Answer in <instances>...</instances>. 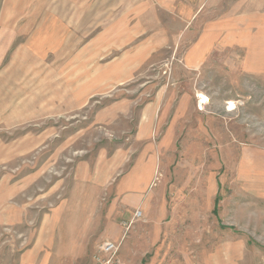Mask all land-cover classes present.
<instances>
[{
  "label": "rangeland",
  "instance_id": "1",
  "mask_svg": "<svg viewBox=\"0 0 264 264\" xmlns=\"http://www.w3.org/2000/svg\"><path fill=\"white\" fill-rule=\"evenodd\" d=\"M182 1L0 0V241L9 242L0 263H18L27 220L36 229L59 204L79 162L134 131L104 121L107 105L172 83L201 90L208 132L188 136L169 231L137 225L132 248L116 242L125 256L136 247L137 263L119 262L118 251L110 264H264V0H191L188 27L176 16ZM135 31L157 33L156 60L103 86V67L137 45ZM204 36L215 42L205 65L176 74Z\"/></svg>",
  "mask_w": 264,
  "mask_h": 264
},
{
  "label": "crops",
  "instance_id": "2",
  "mask_svg": "<svg viewBox=\"0 0 264 264\" xmlns=\"http://www.w3.org/2000/svg\"><path fill=\"white\" fill-rule=\"evenodd\" d=\"M176 12L187 27L196 18L191 0L182 1ZM131 36L137 39V45L103 67V86L128 83L156 60L157 33L135 31ZM211 43L215 42L204 36L192 45L176 74L198 72L214 52ZM174 86L178 85L171 83L152 95L145 97L139 93L133 99L119 98L107 105V111L101 116L104 121L117 126L122 122L132 123L134 131L124 127L116 136L115 148L101 150L96 156L79 162L65 187L67 190L60 196L63 199L42 215L36 229L27 225V220L24 227L28 249L21 252L17 264H99V257L103 256L99 253L100 244L114 241L132 248L131 239L137 233V225L146 224L152 231L159 229V237L166 235L171 215L169 189L174 176L179 181L180 173L189 166L188 136L195 131L197 135L208 132L203 125L206 114L201 111V90L181 86L179 91ZM191 107L194 113L189 112ZM193 145L201 147L200 142ZM174 164L176 172H173ZM137 211L141 212L139 217H136ZM8 243L0 241V249ZM133 245L137 246V242ZM130 251L133 254L125 256L119 249V262L137 263L136 247ZM153 261L168 263L169 259L156 255ZM0 264L7 262L3 260Z\"/></svg>",
  "mask_w": 264,
  "mask_h": 264
},
{
  "label": "built area",
  "instance_id": "3",
  "mask_svg": "<svg viewBox=\"0 0 264 264\" xmlns=\"http://www.w3.org/2000/svg\"><path fill=\"white\" fill-rule=\"evenodd\" d=\"M141 215V212L137 211L136 212V217H139ZM99 253L102 254L103 256L99 257V264H110L113 262L114 257L119 251V244L113 241H107L104 242L100 248H99Z\"/></svg>",
  "mask_w": 264,
  "mask_h": 264
}]
</instances>
